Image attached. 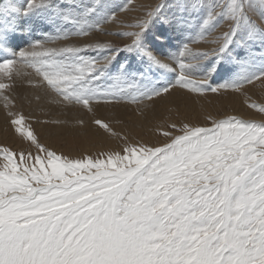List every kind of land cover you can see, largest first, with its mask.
<instances>
[{
	"label": "snow or ice",
	"instance_id": "obj_1",
	"mask_svg": "<svg viewBox=\"0 0 264 264\" xmlns=\"http://www.w3.org/2000/svg\"><path fill=\"white\" fill-rule=\"evenodd\" d=\"M48 2L40 0L38 6ZM260 2L264 4V0ZM199 3L196 0L195 6ZM161 7L163 0L136 23L120 24L134 31L106 30L105 25L116 22L113 15L91 29L21 50L14 56L21 58L14 71L10 67L14 59L0 63V73L7 81L0 80V89L7 90L2 103L6 131L27 144L19 152L7 147L2 150L7 161L4 167L10 171L0 172V264H264V120L236 115L220 119L208 113L205 126L184 121L179 127L169 124L181 134L164 131L163 136L171 142L149 147L139 141L130 143L127 135L113 131L92 106L94 101L119 105L129 97L121 94L119 86L101 91L91 87V81L100 79L101 70L115 59L116 50L139 49L144 32ZM220 8L209 12L200 35L192 41L215 45L210 52L193 51L192 43L185 45L175 66L151 52L144 53L156 66L176 71L178 78L151 94L132 95L133 102L155 103L178 90L204 95L243 90L256 80L264 85V73L219 88H206V80L187 74L192 65L184 58L194 54L222 56L240 25L248 22L241 0H229L222 5L223 11ZM220 16L228 30L209 40ZM254 27L264 30V23ZM93 32L125 43L47 47L89 37ZM84 50H113V54L92 60L78 55ZM26 68L34 69L46 85L34 83ZM25 77H29L37 105L43 92L57 106L82 113L72 120L37 119L35 123L54 126L56 134L65 139L115 137L124 142V155L104 151L102 144L94 156L82 154L79 158L63 152L58 155L46 147L23 113L13 110L15 102L9 94ZM249 107L264 115V104ZM136 115L149 118L143 109ZM17 158L23 172L17 171Z\"/></svg>",
	"mask_w": 264,
	"mask_h": 264
},
{
	"label": "bare ground",
	"instance_id": "obj_2",
	"mask_svg": "<svg viewBox=\"0 0 264 264\" xmlns=\"http://www.w3.org/2000/svg\"><path fill=\"white\" fill-rule=\"evenodd\" d=\"M103 3L105 4H98L97 2V4H95V6H93L92 8L91 0H49V2L43 6H38L40 4V0H0V63H3L8 59H14L13 65L10 66L14 71L16 63H18L21 59L19 56L14 58L15 54H18L21 50L27 49L33 44L42 43L57 36H71L82 29H91L96 25L103 24L110 16L113 15L116 16V22L105 25L104 27L106 30L111 32H121L122 30H120V26L118 24H123L121 21H119L121 18H125L128 21H133V19H135L134 12L129 13L128 11V13L124 14L123 12L119 13L120 10L118 6L121 5V3L119 4V1L118 3H109L105 1ZM138 3L142 4V10H140V13L142 14V12H145L144 10L147 8V6L152 7L155 1L153 2L152 0H139ZM33 5L37 6L32 7ZM182 18L183 17H181V20ZM167 19L170 20L169 18ZM157 24L154 25L149 35L144 39L142 50L143 53L151 52L154 56L165 61L173 62L178 61V59L180 61L181 57L179 55L185 47L183 45V40L187 38V36H191L192 34L189 35L188 32H186V30L179 25L168 26L164 22L161 25ZM193 27L195 26L193 25ZM190 31H193V29ZM193 40L194 39H192V41ZM109 41L116 42L117 38L115 36H104L99 32H93L89 37H79L72 38L69 41H59L56 44L48 45L47 47H63L65 46V44L83 47L85 43H109ZM201 42L204 41L201 40ZM37 47L38 49L40 48L39 45ZM112 53L113 50H84L81 51L78 55L87 59L102 60ZM242 53L243 51H240V53H237V58L233 59L228 64L223 65L221 67L222 70L219 71L218 77H224V79L229 80L234 76L238 77L239 75H244L243 65L245 64L242 59L243 57L241 58ZM125 57L122 58V60L121 58H118L115 61L112 60V62L106 69L101 70L103 72V75L100 77V79H93L90 84L91 87H94L101 91H107L110 88L119 86L123 89L121 94L129 96L125 98V103L113 106V104L111 105V103L94 101L92 106L96 108V115L98 118H103L106 120L110 118L109 122L120 123L123 118L129 117L131 127L138 126L147 130L149 129L146 125L147 122L145 121V119L137 116L136 113L139 108H145V104L147 105V107H150L151 101H145L144 103H140L139 105H137L136 102H133L131 100V96L145 94L147 90L149 91L153 88L154 89L152 91L155 92L162 88L171 86L177 81L176 80L175 82H173L175 78L173 74H176L177 72L158 67L149 59L147 60L148 63L146 66H144L143 63H139L138 61L133 62L132 59L131 62L126 61L128 64L127 65L124 64L125 60L132 56H127L126 59ZM191 57H187L184 59L187 61H191L194 59ZM195 59L199 60V57ZM193 64L194 63H192L191 65ZM207 66V63L198 62L190 69L186 70V72L189 76L192 77L200 76L202 72H205ZM25 71L32 73L31 79L34 83L43 82V84L46 85V81H43V77L37 75L34 69L26 68ZM248 72L251 71H247L245 73ZM96 75H99V73H97ZM28 79L29 77H25L23 83L19 81L16 82V86H22L21 96L15 98L14 93H10L9 96L13 98L15 102V108L13 110L16 111L17 108L21 110L23 109L24 112H26L28 115L35 116L37 115V113L34 109V106H36L37 103L35 102V99L33 97L34 89L28 84ZM0 80H5L3 73H0ZM5 82L7 81L5 80ZM157 85L160 86L157 87ZM6 92V89H0V122L5 120V112L3 110L2 103L3 94H5ZM40 95L43 98L38 106H42L43 108L49 107L52 110L51 112H45V119L59 118L72 120L78 114H82L79 113L78 109H64L61 106H57L55 103L51 102L52 98L44 96L43 92H41ZM170 97L171 98L162 100L157 99L155 101L156 106L153 105V109H155V112L162 111L163 106L167 103H169L168 105H170V102L168 101H172L173 99L182 97L185 98L187 103L189 102L188 104H186L192 106L195 111V109L198 110L197 102H199V99L201 100L204 96L198 95L196 93L185 94L182 90H178L175 91ZM23 100H26L27 103H23ZM29 100L32 101L31 104L29 103ZM132 107L133 109H131ZM123 108L128 109V112L130 109L133 110L134 114L130 113V115H127V112L123 111ZM65 113H67V115H65ZM148 116L152 117L155 115L150 113ZM158 116L159 115H157V117ZM87 118L88 117H86V119ZM45 127L46 128L43 130L44 132L42 131L44 138L58 136L56 134L54 126L48 125ZM52 131H54L55 133L52 134ZM82 137L83 136H81V138ZM101 140L102 142L103 140L106 141L105 138H101Z\"/></svg>",
	"mask_w": 264,
	"mask_h": 264
},
{
	"label": "rangeland",
	"instance_id": "obj_3",
	"mask_svg": "<svg viewBox=\"0 0 264 264\" xmlns=\"http://www.w3.org/2000/svg\"><path fill=\"white\" fill-rule=\"evenodd\" d=\"M93 1L91 0L92 8L93 6H95V4H97V2L98 4L102 3L104 5L105 4L103 3L104 1L109 2V3L111 2L118 3L119 1V4L121 3V5L118 6L120 10L119 13L123 12L124 14V13H128V11L129 13L134 12L135 19H133V21L131 20L128 21L125 18H121L119 20L123 24L136 23L137 19L142 18L144 13L150 8V6H147V8L144 10L145 12L144 13L142 12L141 14L140 10H142V7H141L142 4L138 3L139 0H93ZM152 1L153 2L155 1L154 5L159 2V0H152ZM227 2H229V0H209V1L200 0L199 6H195L196 0H163V7L160 8L158 14L153 18L147 30L144 32L139 49L133 50L134 52L131 51L133 53H131L130 51L116 50L115 59L113 61H115L118 58H121L122 60V58H124L127 55V56H132V57H129L130 58L129 59L126 56L125 59L126 58L127 59L125 60L124 64H127V62H131L133 60V62L138 61L139 63H143L144 66H146L148 63L147 62L148 57L145 56L142 51L143 45H144V39L146 38V36L149 35L150 31L153 29L154 25L157 23L161 25L164 22L168 26L169 25L170 26L172 25L181 26L182 28L186 30V32H188L189 35L192 34L191 35L192 37L187 36V38L183 40V43H184L183 45L185 46V45L191 44L192 39H196L200 35L202 31L201 27H203V22L207 18L209 12L217 8L218 6L221 7L218 10L223 11L224 9L222 8V5ZM241 3L244 8V14L248 18V22L242 23L240 25L239 30L236 32L235 36L232 38L231 44L229 45L228 49L223 53L222 56H207L208 57L207 58L201 55H197L196 57V54H194L191 57V58H194L193 60L187 61L184 59V62L187 61L186 63H189V64L194 63L192 66L196 65L198 62L208 64L207 68L205 69V72H202L200 76L194 77L197 79L206 80V85H205L206 88H219L224 85H235V84L245 81L246 79H249L254 76L260 75L261 73H264V62H262L264 61V56H263L264 55V30H262L259 27H254V24L258 25L259 23H264V4H262L260 0H241ZM181 17H183L182 18L183 21L181 20ZM167 18H169L170 20H168ZM118 24L120 26L121 23H118ZM214 24L219 29L217 28V30L212 34L213 36L209 37V40L212 39L213 37L221 36L224 32L228 30V25L224 24V18L222 16L217 17L216 21H214ZM193 25L195 27H193ZM192 29L193 31H190ZM120 30H122L121 32H123V31H134L135 29L120 27ZM194 33H195V36H194ZM188 37H191V38H188ZM109 43L122 46L123 43H125V41L122 39H117L116 42L109 41ZM195 43L194 44L192 43L190 45L193 51L199 50V52H205V51L210 52L211 49L215 47V45L213 46L212 44L205 42V41L201 42V40H198ZM240 51L241 52L243 51L244 53V54L243 53L241 54V58L243 57L242 59L245 64L243 65L244 75H239L238 77L234 76L233 78H230L229 80L224 79V77H218L219 71L222 70L221 67L223 65L228 64L233 59L237 58L238 56L237 53H240ZM198 57H199V60H196L195 58H198ZM173 62H172L173 66H175V63L177 61H173ZM247 71H251V72L245 73ZM256 71L257 72L259 71V72L257 73ZM176 74H173L175 76L173 82H175L178 78V73ZM158 86L160 85H157V87ZM153 89L149 91L147 90L144 95L151 94L153 92L152 91ZM21 92H22V86L21 87L16 86L15 91L13 92L15 94V98L21 96L22 95ZM203 96L204 97L201 100L199 99V102H197L198 110L195 109V111L192 106L187 105L189 102L187 103L184 97L173 99L172 100L173 102L168 101L170 102V105H168L169 103L165 104L164 105L165 107L163 106L162 111H159V112H155V109H153V105L156 106V104L153 103L152 101H151L150 107L139 108L138 110L143 109L146 113H148V115L150 113L155 115L152 117L148 116L150 118L145 120L147 122V124L146 122L145 124L149 128L147 130H145V128H141L138 126L131 127L129 117L123 118L120 123L109 122L110 118L108 120L106 119L104 120L111 124L113 131L119 133L121 136L127 135L129 137L130 143H135L139 141L140 143H146L147 146L149 147H152V146L163 147L164 144L171 142L170 138H166L163 136L164 131L171 132L173 136L181 134L169 128L168 127L169 124L176 123L177 126L179 127L180 122L184 121V122H190L191 124H196L197 126H205L204 117L208 113H211L213 117L220 118V119L225 118L227 115H236L244 119L254 120L256 122H260L261 120H264L263 118L264 115L260 114L255 109H251L249 107L251 104H257V105L264 104V85H261L259 80L254 81L252 85H246L243 90L233 91L229 89L227 91H219L217 93L208 92L204 94ZM168 98H171V97H168ZM23 103H27V101L23 100ZM137 105L139 104L137 103ZM34 109L37 113V115L35 116L28 115L26 112H24L23 109L21 110L17 108L16 111H21L23 115L27 118V122L32 124V128L35 130L37 136L40 139V142L43 143L46 147H48L50 150L56 151L58 155L61 154V152H63L64 155H70L76 158H79L82 154L94 156L96 154V151L101 147V144L103 145L104 151H119L121 155H124V152L122 151L124 142L115 137L111 139L105 138L106 141L103 140V142L102 140L98 141L97 139L92 138V137H82L79 140H74L71 137H68L67 139H65V138H61L60 136L44 138L43 130L46 127L44 125H42L44 126L42 127L40 124L35 123V121L37 119H40V120L45 119L44 117L45 112H51L52 110L49 107L43 108L42 106H38V105L34 106ZM131 109H133V107ZM131 109L128 112V109L123 108V111L127 112V115L128 114L130 115V113L134 114L133 110ZM157 115L159 116L157 117ZM157 125H162V127L157 128L156 127ZM207 126H211V125L208 124ZM25 130L27 129L25 128ZM51 133L53 134L55 132L52 131ZM26 146H27L26 142L22 143V141L16 135L12 134L11 132L6 131V126H5L4 121L0 122V172H5L7 174L10 171V169H5L4 167L7 161L3 159V151H2L3 148L7 147L11 149L12 151L19 152L22 147H26ZM32 151L35 154L36 150L33 149ZM41 155H43V153H41ZM101 159L106 160L107 157H101ZM16 162L18 163V169H17L18 173L23 172V165L22 163H20L18 158ZM48 170L50 171V169Z\"/></svg>",
	"mask_w": 264,
	"mask_h": 264
}]
</instances>
